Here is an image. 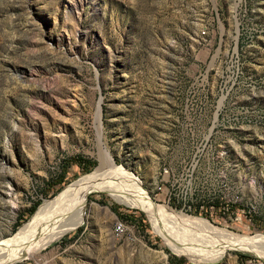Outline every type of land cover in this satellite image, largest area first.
Returning a JSON list of instances; mask_svg holds the SVG:
<instances>
[{
  "label": "rangeland",
  "instance_id": "obj_1",
  "mask_svg": "<svg viewBox=\"0 0 264 264\" xmlns=\"http://www.w3.org/2000/svg\"><path fill=\"white\" fill-rule=\"evenodd\" d=\"M103 155L153 202L264 237V0H0V236ZM86 204L9 264H264L175 252L105 191Z\"/></svg>",
  "mask_w": 264,
  "mask_h": 264
},
{
  "label": "bare ground",
  "instance_id": "obj_2",
  "mask_svg": "<svg viewBox=\"0 0 264 264\" xmlns=\"http://www.w3.org/2000/svg\"><path fill=\"white\" fill-rule=\"evenodd\" d=\"M93 190L105 191L115 200L145 211L157 233L175 252L191 258L215 259L228 249H244L264 259V237L233 233L153 202L132 172L117 166L108 155H103L97 168L68 184L54 198L44 200L14 233L0 236V264L29 256L77 226L84 219L87 195ZM178 224L202 228L206 235L191 240L192 236L200 235L189 233L190 239ZM174 230H180V233Z\"/></svg>",
  "mask_w": 264,
  "mask_h": 264
},
{
  "label": "built area",
  "instance_id": "obj_3",
  "mask_svg": "<svg viewBox=\"0 0 264 264\" xmlns=\"http://www.w3.org/2000/svg\"><path fill=\"white\" fill-rule=\"evenodd\" d=\"M157 187H160V186L157 185ZM123 230H124V227L122 226V222L120 220L115 221L113 224V233L115 235H120L122 234Z\"/></svg>",
  "mask_w": 264,
  "mask_h": 264
}]
</instances>
